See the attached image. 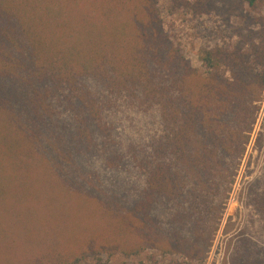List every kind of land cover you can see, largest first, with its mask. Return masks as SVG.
<instances>
[{
  "label": "rangeland",
  "instance_id": "1",
  "mask_svg": "<svg viewBox=\"0 0 264 264\" xmlns=\"http://www.w3.org/2000/svg\"><path fill=\"white\" fill-rule=\"evenodd\" d=\"M151 3L149 9L145 0H76L65 16L70 39L57 26L60 12L52 13L44 33L53 53L63 49L77 72H87L83 66L89 64L88 71L99 68L101 75L92 73L86 84L73 77L60 81L69 100L51 106L50 113L60 114L44 118L46 126L16 118L17 124L11 111L10 125L0 121V131L16 139L0 142V166L6 168L0 181L14 183L7 198H0V264H234L241 255L264 264V91L244 156L213 157V174L205 178L187 171L181 180L185 188L178 196L171 193L170 205L156 201L153 207L156 225L165 226L180 202H192L195 242L174 246L167 233L141 225L146 212L134 207L148 185L145 163L161 155L156 143L170 131L167 108L178 107L175 98L182 99L185 89L197 91L209 74L202 50H248V20L260 30L264 0L256 9L245 0ZM132 12L141 19L138 24L129 22ZM26 51L27 64L37 62ZM5 56L4 64L17 68ZM44 56L42 51L40 60ZM107 59L117 64L116 78ZM229 63L221 66L223 77H233ZM130 71L133 77L120 74ZM89 90L101 94L91 101L75 98ZM259 132L261 145L255 146ZM6 152L34 156L25 168H13ZM64 155L66 162H59ZM119 235L125 240L119 242ZM192 246L201 249L202 261L190 256ZM73 255L74 262H62Z\"/></svg>",
  "mask_w": 264,
  "mask_h": 264
},
{
  "label": "trees",
  "instance_id": "2",
  "mask_svg": "<svg viewBox=\"0 0 264 264\" xmlns=\"http://www.w3.org/2000/svg\"><path fill=\"white\" fill-rule=\"evenodd\" d=\"M74 2L76 0H0V121L10 125L7 116L12 118L9 114L12 112L15 116L13 120L17 124L16 118L24 120V124L27 123L26 125L31 127L36 122H39L41 127L46 126L44 118L60 114V110L57 109L50 113L49 111L53 110L51 106L58 103L59 107L53 108H60V104L64 105L69 100V95L60 91L58 84L60 81L67 82L73 77L77 82L85 83L86 77L90 80L93 74L101 75L99 68L88 71L89 64L83 66L84 71L87 72H77L69 62V58L67 59L68 55H62L65 50L62 49L61 54H54L53 44L45 37L44 29L46 25H52L51 15L54 11L56 16L59 12L61 16L58 18L60 19L57 22L58 28L66 30L65 27L70 21L65 16ZM245 2L251 9H256L260 5V0H245ZM144 5L150 9L153 3L151 0H145ZM133 12L129 22L138 24L141 19ZM3 14L8 15L9 18L4 17ZM3 23L7 27L3 26ZM5 27L10 30H6ZM247 29L249 31L247 36L251 39L248 50H241V46L234 48V52L228 54L221 49L202 50L201 60L209 69L208 76L204 77L197 91L185 89V96L182 99L176 96L175 100H180L177 102L179 108L177 106L167 108L170 131L163 141L156 143L158 149L155 150L161 152V155L156 157L151 155V161L145 163V167H148V185L145 190L144 188L141 190L139 200L134 207L141 205L147 218H143L144 221L139 219V222L145 223L152 230L167 233L174 246L186 247L190 239L195 242L198 237L193 236L194 227L197 225L194 222V210L191 208L193 204L191 202V205L187 206L184 202H180L179 210H183L180 212L178 210L172 215L169 213L165 226H160V224L156 225L158 216L153 213L156 201L169 206L171 193L178 196L177 191L181 187L185 188L181 185V180L189 170L200 175L201 178H205L207 173L213 174L211 171L213 157L244 156L246 143L250 141V133L254 130L257 113L260 110L256 102L261 101L264 91V22L260 25V30L256 31L252 28V21L248 20ZM66 35L71 38L67 30ZM75 36L77 37V34ZM139 36L141 38L142 34ZM91 37L98 38V36ZM1 48L7 53L4 54ZM25 50H27L26 54L33 56L37 62L43 59L42 64L30 61L28 65ZM42 51L47 56L40 60ZM5 55H8L11 61L17 62V68H13L11 64H4ZM107 60L110 63L111 76L116 78L117 64ZM227 60L234 69L231 78L220 74L221 66L229 63ZM188 73L186 72L185 76ZM120 74L133 77L132 71L126 74L120 72ZM95 93L101 94V91L80 92L75 98L79 101L80 96L91 101ZM87 110L91 109L87 107ZM15 125L13 127L17 128ZM3 126L9 128L7 124ZM70 128L74 129V127ZM261 135L262 132H259L255 146L261 145ZM15 140L7 132L0 131V142L3 144ZM6 153L13 168H25L29 164L30 157L34 156L28 152ZM68 157L64 155V158L61 157L58 161L66 162ZM3 169L6 168L0 166V170ZM0 177L4 181V174H0ZM10 186H14L12 181H0V198H7L6 195L10 194L8 189ZM118 237L119 242L125 240V236ZM188 249L190 256L199 255L201 261L203 260L204 257L200 256L201 252L199 253L201 249L197 246ZM77 258V255H73L70 259H63L62 262L65 263L67 260L74 262ZM243 260L244 256L241 255L235 258L234 264H256ZM249 260L252 261L251 258Z\"/></svg>",
  "mask_w": 264,
  "mask_h": 264
}]
</instances>
